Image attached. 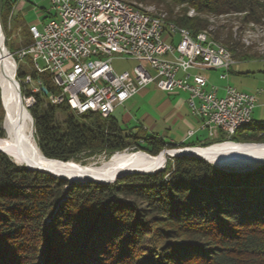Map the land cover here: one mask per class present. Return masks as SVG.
Masks as SVG:
<instances>
[{"label":"trees","instance_id":"1","mask_svg":"<svg viewBox=\"0 0 264 264\" xmlns=\"http://www.w3.org/2000/svg\"><path fill=\"white\" fill-rule=\"evenodd\" d=\"M2 1L0 23L5 30L19 16L14 14L15 0ZM170 1L198 12L264 18V0ZM170 15L168 21L194 35L206 32L202 18ZM26 29V41L17 50L31 42L28 25ZM229 42L224 39L222 44L233 51V58L245 60ZM25 59L31 63L28 55ZM29 72L48 92L55 91L48 71ZM27 73L18 68L15 76L23 96L30 94L22 83ZM33 95L28 111L35 142L44 156L62 161L108 156L129 146L155 155L163 148L204 147L225 140L264 142V124L251 122L227 139L220 134L221 139L204 144L167 143L126 131L111 114L75 116L66 104L49 103L42 91ZM3 102L0 137L2 118L5 132L13 121V112ZM57 110L67 113L64 120L56 119ZM41 258L44 264H264V163L238 172L181 155L167 158L155 172L133 173L110 183H81L29 170L0 151V264H39Z\"/></svg>","mask_w":264,"mask_h":264},{"label":"built area","instance_id":"2","mask_svg":"<svg viewBox=\"0 0 264 264\" xmlns=\"http://www.w3.org/2000/svg\"><path fill=\"white\" fill-rule=\"evenodd\" d=\"M45 1L49 8L40 12L45 21L29 25L31 42L17 56L28 55L36 71L50 73L55 91L45 94L49 103H64L75 116L95 112L107 117L154 83L162 91L188 92V107L211 137L231 136L236 121L252 117L255 94L227 85L218 95L205 75L192 72L204 67L228 70L235 61L229 49L212 46L200 34H183L178 27L153 22L142 16V8L121 1ZM116 55L139 63L131 71L117 72L112 66ZM25 82L30 92L25 100L32 105L33 93L44 84L29 76ZM194 132L189 129L186 136Z\"/></svg>","mask_w":264,"mask_h":264},{"label":"rangeland","instance_id":"3","mask_svg":"<svg viewBox=\"0 0 264 264\" xmlns=\"http://www.w3.org/2000/svg\"><path fill=\"white\" fill-rule=\"evenodd\" d=\"M15 1L16 2L14 6V9H15L14 14L15 15L18 14L19 17L17 21H15V23L14 22L11 23V25L7 23L5 30L1 25L2 31L0 29V32L2 35L0 34V38L3 41L2 36H4L5 40H4L3 46L6 45L7 48L5 47V49L6 50L8 49L9 52L12 54L13 58L15 59V62H16L15 74L17 73L18 68L22 71L28 72L22 79V83H24V85L26 84L25 88L29 89V84L25 82V79H26V76L30 77L29 71L33 69V67H32V64L26 59L17 60L16 55L18 51L20 50V49L17 50V48L19 47V44H22L24 41H26L25 32L27 30L26 29L27 25L29 26L30 24H34L37 22V20L45 21L46 18H44V15H42V13L40 12L46 10V8H49V4L45 0H15ZM125 1H130L133 4L139 6L140 8L148 10L152 13H156V14L165 13L167 16V19H169V16H171L170 13H172V18L173 16H177L178 14L185 13L187 16H197L199 18L206 20L207 26L204 31L208 32L212 36V38L214 37L213 35L215 34L219 35V39H215V38L214 39L221 43L224 39H229L230 41L229 43L233 42L236 45V49H235L236 51L234 53H238V54L244 53V57H246L245 60H235L230 65L231 71L229 69L227 70L222 67L217 68V69H211V68H206V67L201 68L200 73L205 75V77L207 78L208 86L211 84H216L217 86L220 85L222 86L220 88L223 90L224 86L229 85L241 91L253 92L255 95H258L259 97L260 93L257 94L259 89L264 88V18L260 17V19L253 21L248 16L243 17V14L238 13V12H228V13H222V14L198 12L192 6L185 5V4H175L170 0H125ZM0 12H3V1L2 0H0ZM38 28H41L40 23L38 24ZM138 63H139L138 60H135L132 58H126L122 56H117V55L112 58V66L117 72H122L125 70L131 71L132 68ZM144 64L146 63L144 62ZM239 67H240L239 69L240 72L248 71V74L245 75L243 73H238L237 68ZM223 72H226L228 75L226 79L225 78L221 79L219 77V74H222ZM19 85H20V82H19ZM223 93L224 91L220 92L218 95H222ZM28 96L29 95H24V96L22 95L23 102L27 104V107L31 106V105H28L29 102L26 101L27 100L26 98ZM165 96H166V93L162 92L159 88L155 86L154 83H152L148 87L147 92L145 94L142 95V94L137 93L136 96H134L131 102L128 103L129 105H132V106L127 107V110L131 111L130 113L131 115L133 114V115H138V116L140 114L148 112L152 117L156 119V122L158 121L155 125L157 126V128H154V129L162 130L163 128H172L173 130H175V128L177 127L179 132H181V130L184 131L185 130L184 128H181V130L178 128V125H179L178 121L181 119L178 117L179 115H182L181 113L175 114L173 116V119H169L167 121H164L159 115V112L156 106L158 105L159 102H161L164 99ZM3 98L7 102L4 92H3ZM45 104H46V101L43 100L42 106H44ZM69 111L71 112V110ZM189 111H190V114L195 118L190 108H189ZM1 113H2V110L0 108V116H1ZM55 116L58 121H62L65 119V116H67V113L57 110L55 112ZM3 117H4V114H3ZM193 117L191 118L194 119ZM254 120L260 121V117ZM11 123H12V119H11L10 125ZM174 123H176V125L172 127V124ZM250 125L251 124H246L245 127H250ZM1 128L4 132V136H6L8 128L6 129V132H5V128L3 125V118L1 121ZM150 130L152 129H149L147 132L149 133ZM186 135H187V132H186ZM199 136L203 140L195 141L193 142L194 144H204V143H208L211 141H216V140L221 139L219 137L209 136L207 130H203V129L200 130ZM227 138H230V136L224 135L222 137V139H227ZM190 142L192 141H188L187 143H190ZM241 143H261V142H241ZM163 149H169V148H163ZM137 151L144 152L145 154L151 157L156 156L160 152L159 151L157 154L151 155L133 146H129L125 148L123 151H117L111 155H114L116 153H122V152H137ZM111 155L107 156L104 153L90 156V157H85L81 155V157H79V159L76 162L80 166H85L88 164H93L96 166L97 161L99 162L100 159H107ZM165 157L167 159L173 156L166 155ZM164 161H163V165H164ZM255 162L251 163V161H249L247 157H244L241 155H229V156L224 155L220 163L217 165L221 167H225L227 169H233V168L244 169L250 166L251 164H254ZM143 251L145 250L143 249L141 252ZM39 262H40L39 264H44V259L41 258Z\"/></svg>","mask_w":264,"mask_h":264},{"label":"bare ground","instance_id":"4","mask_svg":"<svg viewBox=\"0 0 264 264\" xmlns=\"http://www.w3.org/2000/svg\"><path fill=\"white\" fill-rule=\"evenodd\" d=\"M115 1H121L123 3H126V5L136 6L137 8H140L139 6L125 0ZM142 16L150 18V20H152L153 22L164 23L170 26L178 27V30H180L183 34H192L190 30L184 27L177 26L174 22L168 21L166 19L165 13L156 14L142 9ZM198 34L202 35V37H204L207 42L211 43L212 46L228 49L222 43L213 40L209 33L200 32ZM0 46L2 47H0V85L3 89L10 111L11 113L13 112L14 116L12 124L7 131V135L1 137L2 139H0V149L5 151L6 154L17 164L23 165L25 163H29L33 165L43 166L47 169L59 173L60 175L68 177L70 180H80L85 178L109 180L112 179L116 174L123 171L135 169H161L165 165V156H171L172 154H174L175 151H163L158 156L151 157L140 151L122 152L111 155L107 159H100L99 162H96V166L93 164L80 166L75 160L59 162L44 158V155L40 151L34 139L31 118L26 110H22L16 85L11 78L13 69V62H11L12 59H3L2 57V53L4 51L6 53V49L2 45L1 38ZM33 70L36 71V69L34 68ZM36 72L41 73L38 71ZM25 105L27 107V104ZM249 123H251V117L236 121L231 127V135L234 134L235 131H237L239 128ZM181 151L200 155L203 158L207 159V161H209L213 165L219 164L224 155H241L247 157V159L251 161V163L256 161L250 166H254L258 163L264 162V144L252 145L233 141H222L213 143L208 147L184 148Z\"/></svg>","mask_w":264,"mask_h":264},{"label":"crops","instance_id":"5","mask_svg":"<svg viewBox=\"0 0 264 264\" xmlns=\"http://www.w3.org/2000/svg\"><path fill=\"white\" fill-rule=\"evenodd\" d=\"M173 39L176 41L177 36H174ZM201 68L199 69H193L192 72L198 71L200 72ZM240 67L237 68L238 73H243L245 75L248 74V71L240 72ZM231 71V68H229ZM181 74V73H180ZM202 74V73H201ZM205 74V73H204ZM227 73L225 77H219L221 79L227 78ZM152 84V83H150ZM148 84L145 88H143L141 91L138 92V94H145L147 92L148 87L150 86ZM216 86L218 94L222 92L223 90L220 88L222 86H217L216 84H211L208 87ZM225 87V86H224ZM223 87V89H224ZM162 91V90H161ZM166 96L164 99L158 103L157 110L159 112V115L164 121H167L169 119H173V116L177 113H181L182 115H179L178 118H181L178 123V128L181 130V128H184L185 130H181V132L178 131L177 127L175 130L172 128H163L162 130L154 129L157 128L156 119L152 117L148 112L138 115H131V111L127 110V107L132 106L128 103L131 102V100L134 98L135 95L131 96L129 99H127L123 104L116 106L114 111L111 113V115L116 119L118 125L126 129V131H131L132 133H138L139 135H150V136H156L163 141L167 143H179L183 140L185 141H202L201 137L199 136V132L201 130L200 128V120L197 116L195 118L190 114L189 107L187 104V98H188V92L184 90H175L171 92H166ZM246 92V91H245ZM252 93L253 92H248ZM260 92L258 91L257 94ZM261 95V96H260ZM259 97H257L256 105L252 112L251 122L254 123H263L264 124V94L263 92L260 93ZM193 117L194 119H192ZM256 117V118H255ZM260 117V121H256L254 119H257ZM134 123V124H132ZM176 123L172 124V127L175 126ZM149 129H152L147 132ZM189 129H195V132L187 137L186 132ZM169 137V138H168ZM168 139V140H166Z\"/></svg>","mask_w":264,"mask_h":264},{"label":"water","instance_id":"6","mask_svg":"<svg viewBox=\"0 0 264 264\" xmlns=\"http://www.w3.org/2000/svg\"><path fill=\"white\" fill-rule=\"evenodd\" d=\"M0 29L2 31V28H1V24H0ZM3 33V32H2ZM1 34V32H0ZM2 35V34H1ZM2 45L4 43V36H2ZM1 47V46H0ZM4 48L6 47L3 46ZM2 48V47H1ZM7 48V47H6ZM3 50V49H2ZM2 57L3 59L5 58H11L12 59V62H13V69H12V75H11V78H12V81L14 82V84L16 85V88H17V92H18V96H19V100H20V103H21V107H22V110H26L27 113L29 114L30 118H31V121H32V127H33V118L30 114V112L28 111V108L25 106L24 102H23V98H22V94H21V90H20V85H19V81L16 79L15 77V71H16V62H15V59L13 58L12 54L9 52V50L7 49L6 50V53L5 51L2 53ZM42 93L46 94L47 93V89L45 86H41L40 87ZM0 102H1V105H2V108L4 110V114H6V108H5V105H4V102H3V91L0 87ZM0 139H2L0 137ZM241 143V142H239ZM246 144H252V145H257V144H264V142H261V143H246ZM212 145V144H210ZM208 145V146H210ZM208 146H204V147H208ZM195 147V146H194ZM194 147H179V148H169V149H162L157 155H159L161 152L163 151H175L174 154H172L171 156H181V155H187V156H195V157H200L204 160L207 161V159L203 158L202 156L200 155H196V154H192V153H188V152H185V151H181L183 150L184 148H194ZM197 147V146H196ZM1 152L5 153V151H3L2 149H0ZM156 155V156H157ZM44 158L46 159H49V160H53V161H59V162H67V161H62V160H58V159H54V158H48L46 156H44ZM13 161V160H12ZM69 161V160H68ZM14 162V161H13ZM209 162V161H208ZM16 163V162H14ZM264 162L262 163H258L254 166H250V167H246L244 169H226V168H223V167H220V166H217V165H214L216 167H219V168H223V169H226V170H234V171H238V172H242V171H246V170H249V169H253V168H256L257 166L263 164ZM17 164V163H16ZM20 165V164H18ZM23 166L29 170H37V171H41V172H47V173H50L52 174L53 176L55 177H59V178H64V179H67L69 182H81V183H85V182H89V181H95V182H99V183H110V182H113L115 181L117 178L119 177H122L124 175H129V174H133V173H150V172H155L159 169H153V170H142V169H135V170H128V171H123V172H120L118 174H116L112 179H109V180H96V179H92V178H85V179H73V180H70L68 177L66 176H63V175H60L59 173L57 172H54L50 169H47L46 167H43V166H39V165H33V164H29V163H25L23 164ZM162 169V168H161Z\"/></svg>","mask_w":264,"mask_h":264}]
</instances>
